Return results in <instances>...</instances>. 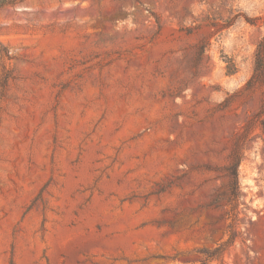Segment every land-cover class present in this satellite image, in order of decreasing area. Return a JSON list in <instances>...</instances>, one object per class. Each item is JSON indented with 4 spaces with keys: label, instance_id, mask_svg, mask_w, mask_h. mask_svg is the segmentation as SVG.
<instances>
[{
    "label": "rangeland",
    "instance_id": "374dc122",
    "mask_svg": "<svg viewBox=\"0 0 264 264\" xmlns=\"http://www.w3.org/2000/svg\"><path fill=\"white\" fill-rule=\"evenodd\" d=\"M0 1V264H264V0Z\"/></svg>",
    "mask_w": 264,
    "mask_h": 264
},
{
    "label": "trees",
    "instance_id": "16d2710c",
    "mask_svg": "<svg viewBox=\"0 0 264 264\" xmlns=\"http://www.w3.org/2000/svg\"><path fill=\"white\" fill-rule=\"evenodd\" d=\"M8 1H0V5L4 6ZM230 75H234L235 72L229 71ZM255 86H264V39L258 44L255 52L254 71L252 78L248 83L249 88ZM242 162V151L239 146L236 147L233 160L229 166L226 167V177L229 178V193L226 194L228 204L231 207V211L234 215L239 213V199L241 196L240 182H239V167ZM233 239V237L231 238Z\"/></svg>",
    "mask_w": 264,
    "mask_h": 264
}]
</instances>
